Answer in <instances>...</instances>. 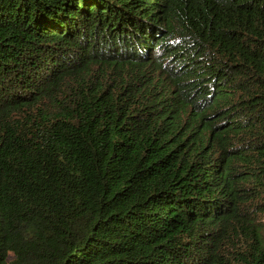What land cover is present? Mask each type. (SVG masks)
<instances>
[{
    "label": "trees",
    "instance_id": "16d2710c",
    "mask_svg": "<svg viewBox=\"0 0 264 264\" xmlns=\"http://www.w3.org/2000/svg\"><path fill=\"white\" fill-rule=\"evenodd\" d=\"M0 264H264V0H0Z\"/></svg>",
    "mask_w": 264,
    "mask_h": 264
}]
</instances>
